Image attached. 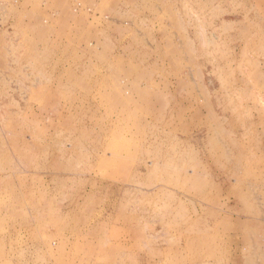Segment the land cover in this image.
<instances>
[{
	"label": "rangeland",
	"instance_id": "rangeland-1",
	"mask_svg": "<svg viewBox=\"0 0 264 264\" xmlns=\"http://www.w3.org/2000/svg\"><path fill=\"white\" fill-rule=\"evenodd\" d=\"M0 264H264V0H0Z\"/></svg>",
	"mask_w": 264,
	"mask_h": 264
},
{
	"label": "bare ground",
	"instance_id": "bare-ground-1",
	"mask_svg": "<svg viewBox=\"0 0 264 264\" xmlns=\"http://www.w3.org/2000/svg\"><path fill=\"white\" fill-rule=\"evenodd\" d=\"M7 136H8V134H7ZM193 184V183H192Z\"/></svg>",
	"mask_w": 264,
	"mask_h": 264
}]
</instances>
